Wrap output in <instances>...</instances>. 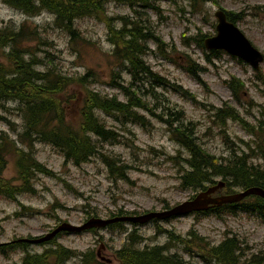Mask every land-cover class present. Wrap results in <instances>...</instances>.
I'll use <instances>...</instances> for the list:
<instances>
[{
  "label": "rangeland",
  "instance_id": "obj_1",
  "mask_svg": "<svg viewBox=\"0 0 264 264\" xmlns=\"http://www.w3.org/2000/svg\"><path fill=\"white\" fill-rule=\"evenodd\" d=\"M157 6L160 12L146 13L153 31L168 46L169 53L176 50L171 53L174 59L168 61L157 54V46L151 42L148 44L150 52L143 60L155 74L181 87L183 93L172 88H154L148 80L131 86L128 69H120L121 83L142 95L140 100L150 103L155 114L138 110L145 120L146 127H143L123 117L117 119L97 112L101 122L119 135L115 144H99L100 155L108 158L112 166L101 156L76 166L67 162L59 149L36 144L35 158L57 178L38 174L33 180L34 192L21 194L14 201L0 197V244L45 237L65 222L82 226L91 218L110 219L121 212L139 215L163 212L167 206L173 208L200 194L201 189H181L182 178L190 170L187 162L190 154L172 140L165 122L169 118L161 119L167 111L182 114V125L195 130L201 147L219 159L220 164L228 163L235 154L247 155L253 157L250 164L264 171V154L258 150L264 145V84L258 81L260 75L264 77V65L256 72L247 62L226 52L213 57L210 51L204 52L197 46L201 33L210 37L216 35L215 14L223 10L240 16L238 27L264 54V0H209L200 4L192 0H161ZM107 14L115 19L117 29L122 28L120 18L134 17L129 6L115 3L108 6ZM140 20L148 22L145 16ZM54 24L55 16L48 12L30 17L0 0V30L5 27L19 30L24 25L40 29L44 44L31 45L42 61L40 71L45 67L58 68L74 77L96 72L98 81L92 85V90L103 97H118L126 102L124 93L111 85L113 60L110 58L114 47L109 42L106 24L92 18L78 20L77 30L83 39L79 41H71L68 34ZM208 56L213 57L211 62ZM181 57L186 61L191 58L204 70L200 74L201 81L184 70ZM234 79L244 85L239 91L240 98H235L229 86ZM22 108L20 102H0V138L10 137L19 149L28 152L30 147L20 142V135L25 132ZM227 108L235 109L244 122L229 120L225 126L218 124L216 111ZM11 158L5 172L9 180L17 179L15 158ZM115 160L119 163L116 162L117 168L123 165L130 168L127 179L116 178ZM216 181L221 182L222 178ZM244 190L235 188L238 193ZM253 204L250 201L237 210L222 209L215 214H194L146 225L121 223V227L111 226L83 234L63 233L53 245L52 242L27 247L17 245L16 249L0 250V264H22L27 255L43 254L55 249L57 244L75 254L67 264H84L88 255H93L92 264L102 262L99 257L119 264L117 253L130 245L134 232L140 237L136 244L138 250L161 249L165 256L173 258L174 264H210L199 249L185 243L192 232L211 244L205 245L207 249L221 247L228 239H237L236 255L240 262L254 260L264 264V212L246 210Z\"/></svg>",
  "mask_w": 264,
  "mask_h": 264
},
{
  "label": "trees",
  "instance_id": "obj_2",
  "mask_svg": "<svg viewBox=\"0 0 264 264\" xmlns=\"http://www.w3.org/2000/svg\"><path fill=\"white\" fill-rule=\"evenodd\" d=\"M4 4L23 12L30 17H36L43 12L55 16L54 26L68 34L71 41L83 40L77 30L76 22L85 18L96 19L106 24L109 32V42L113 45L110 60L113 67L110 72L111 85L126 96V102L118 97H103L100 93L92 90V85L98 81L96 72L89 71L83 76H68L58 68L45 67L43 71L38 68L42 61L31 46L34 43L44 44L40 29L29 25L22 26L19 30L5 27L0 30V102H20L23 106L22 113L25 121V132L20 135V142L30 147L26 152L19 149L16 143L10 141V137L0 138V197L8 200H16L21 194L34 192L33 180L39 175L57 178L54 173L41 165L35 158L34 147L38 143L51 145L59 149L67 162L76 166L89 163L96 156H101L108 166L112 163L103 155H100L99 144L118 142L119 135L106 127L97 116V112L114 118L123 117L134 123L146 127L145 120L138 110L150 109V103L141 101L142 95L133 91L121 83L120 69H128L131 75V86H135L148 80L154 88H172L177 93H183L178 85L171 84L167 79L155 74L144 62V57L150 52L148 44L153 42L157 46V54L168 61H173L172 52L168 46L153 31V26L147 16L148 11L160 12L157 3L161 0H2ZM197 4L209 2V0H192ZM129 6L134 17H122V28L117 29L115 19H110L107 8L110 4ZM264 10V8H262ZM228 20L239 23V15L226 12ZM147 17L148 22L141 21V17ZM197 46L204 52L205 40L210 37L200 34ZM222 52L211 51L213 57H220ZM213 57H207L209 62ZM183 68L189 74L201 81L200 74L204 70L197 66L191 58L187 61L184 57ZM258 81L264 84V77L260 75ZM235 98L239 97V91L244 85L238 79L230 84ZM153 95L156 96L155 91ZM169 110V109H168ZM167 114V115H165ZM168 117L169 121H165ZM184 116L179 112L164 113L161 119L168 125L172 134V140L188 150L190 160L187 161L190 170L182 178V190H199L207 192L209 188L219 186L216 178L221 177L225 187L217 194L218 196L234 195L238 192L235 188L251 189L261 188L264 190V171L260 167L250 164L252 156L234 155V158L226 164H220L219 159L207 153L200 145L197 134L189 126L182 125ZM229 120L237 123L244 122L238 112L233 108L219 109L216 111V121L225 126ZM254 134H257L254 132ZM263 135V134H262ZM264 143V139H262ZM264 154V145L258 149ZM254 152V151H253ZM11 157L15 158L17 179L9 180L5 177ZM258 156H254L256 159ZM13 160V159H12ZM171 160L175 161L174 158ZM115 167L118 172L116 178L127 179L128 166ZM118 163V162H117ZM119 164V163H118ZM253 201L251 207L246 210L252 213L264 212V199L251 196L240 204L227 205L221 208H213L203 213L215 214L224 209L237 210L244 204ZM166 209H170L169 206ZM133 215L138 213L121 212L119 216ZM117 217V216H114ZM113 217V218H114ZM158 222V221H156ZM121 224L112 227H121ZM138 233L130 236V245L117 253L119 264H174L173 258L163 254L161 249L152 251H140L136 248L139 242ZM174 240V238H173ZM53 240L51 245L55 244ZM185 243L195 247L204 255L203 259L210 264H259L254 260L242 263L237 258V239H228L221 247L207 249L209 244L198 233L192 232ZM20 245V244H19ZM27 247V245H21ZM17 245L3 246L0 250L9 248L16 249ZM55 249H48L43 254L27 255L22 264H67L75 254L61 245H54ZM93 255L85 256L84 264H92ZM98 264H105L98 262Z\"/></svg>",
  "mask_w": 264,
  "mask_h": 264
},
{
  "label": "water",
  "instance_id": "obj_3",
  "mask_svg": "<svg viewBox=\"0 0 264 264\" xmlns=\"http://www.w3.org/2000/svg\"><path fill=\"white\" fill-rule=\"evenodd\" d=\"M215 16L218 21L216 27L217 34L214 37L206 39V49L208 51H225L231 56L247 62L254 68V70L260 71L261 66L264 64L263 53L252 44L244 32L235 23L228 20L225 12L218 11ZM222 187H224L223 184L219 187L211 188L206 193L200 194L196 199L185 202L184 204L176 206L168 211L151 212L142 216L118 217L114 219L93 218L82 226H74L70 223H64L45 237L32 240L25 239L21 240V242L32 245H41L50 242L62 233L81 234L88 230L104 229L110 225L121 222L145 225L153 220H169L172 218L188 216L195 212L208 210L211 207L235 204L253 195L264 198V190L261 188H251L233 196L213 198L212 195Z\"/></svg>",
  "mask_w": 264,
  "mask_h": 264
}]
</instances>
